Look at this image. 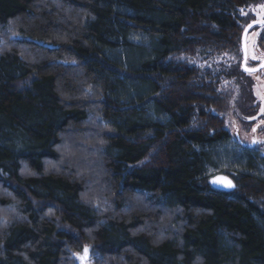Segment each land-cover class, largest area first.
I'll return each mask as SVG.
<instances>
[{"label": "trees", "instance_id": "obj_1", "mask_svg": "<svg viewBox=\"0 0 264 264\" xmlns=\"http://www.w3.org/2000/svg\"><path fill=\"white\" fill-rule=\"evenodd\" d=\"M256 2L0 0V264L93 243L115 264H264V156L222 118V81L249 85L181 60L234 49Z\"/></svg>", "mask_w": 264, "mask_h": 264}, {"label": "rangeland", "instance_id": "obj_2", "mask_svg": "<svg viewBox=\"0 0 264 264\" xmlns=\"http://www.w3.org/2000/svg\"><path fill=\"white\" fill-rule=\"evenodd\" d=\"M257 2L254 5L248 6L246 9H242L239 13L240 17L246 18L248 20L251 15H254V13H258L259 9V0H256ZM241 22V21H240ZM242 23H240L241 26ZM255 36H250V39L248 40V43L250 44ZM250 47V45H249ZM229 52H223L221 54L215 55L214 57H208L206 59L205 55H201L200 53L196 54L195 56H182L181 60H188V63L194 64L196 67L200 69H205L206 67H209V65L214 64L221 68V65L228 66L229 63L238 64L240 63L239 59L237 58L236 54L233 55ZM262 56V54H260ZM260 57V56H259ZM240 75V74H238ZM242 77L243 74L241 75ZM251 81H248V85L254 84L255 86L253 88V91L257 93L258 99L261 103V105L264 104V100L261 99V94H264V70L260 71L258 73L252 74ZM226 84L224 86L222 83ZM221 86L225 87V91L227 92L229 97L227 96V104H226V116H222L224 118L225 127H227L230 131V134L233 136V131L235 130L234 124L236 123L238 125L237 129L238 131H243V126L245 125V122L248 121L249 127L254 124V121L256 120H263L264 121V111L261 109H257L255 115L244 116L242 111L240 109H236L237 106V97L240 91L239 83L237 82V79L235 77L232 78L230 76L228 80L222 81ZM221 118V117H220ZM251 120V122H250ZM243 139V138H242ZM232 142V141H231ZM88 249L87 253H85V249ZM74 260L77 264H79L80 261H84L85 264H95V261H100V259L105 260V264H115V255L113 252L109 251L107 247H105L103 244L99 243H93L90 245L83 246L79 251L75 252L73 254Z\"/></svg>", "mask_w": 264, "mask_h": 264}, {"label": "flooded vegetation", "instance_id": "obj_3", "mask_svg": "<svg viewBox=\"0 0 264 264\" xmlns=\"http://www.w3.org/2000/svg\"><path fill=\"white\" fill-rule=\"evenodd\" d=\"M259 5H264V0H259ZM260 19H261V13L259 10L258 13H254V15H251V17L246 22L241 24L238 45L231 50L232 51L231 53H233V55L236 54L237 58L240 61L239 65L235 64L234 67L238 72V74L240 75L243 74L245 83H247L248 81L252 82L251 81L252 74L245 72L241 67V62H242L241 34L243 29L248 24H250L253 21H260ZM250 36H255V37L253 38L252 42L249 44L248 40L250 39ZM246 47L248 49V52H247V59L245 60V65L246 67L249 68L256 67L261 62L260 58L264 57V27H262L261 25H254L248 30L246 35ZM253 54H255L257 59L255 60L252 59ZM260 54H262V56ZM263 70L264 69H261L257 72H254L253 74ZM253 85L255 86V83L250 84L249 86L243 89L240 88L239 94H237L238 100L236 102L237 103L236 109H240L242 112H244V114H248V111H251V113L249 114L255 115L257 109H261V108L264 109V104L261 105L257 93L253 91L254 88ZM247 123L249 122L246 121L245 125L243 126L244 133L240 130L238 131L237 129L238 125L236 123L234 124L235 130L233 131V136L231 135L233 148L243 153H247L248 155L255 154V155L264 156V121L261 119L256 120L254 121V124H252L251 127H249V124ZM253 128L256 129L255 132H253ZM253 141H258V142L253 143Z\"/></svg>", "mask_w": 264, "mask_h": 264}, {"label": "water", "instance_id": "obj_4", "mask_svg": "<svg viewBox=\"0 0 264 264\" xmlns=\"http://www.w3.org/2000/svg\"><path fill=\"white\" fill-rule=\"evenodd\" d=\"M254 25H261L260 24V21H253L251 22L250 24H248L242 31V34H241V50H242V62H241V67L242 69L244 70V68L246 67L245 65V60H246V53H245V48H246V35H247V32L248 30L254 26ZM16 39V41H21L22 39H24L25 41L29 42H33V43H37L36 41H32L30 38H21V37H16L14 38ZM39 45H41L40 42H38ZM260 64L261 62L256 66V67H253V68H257L259 69L260 68ZM245 71V70H244ZM259 71V70H258ZM246 72V71H245ZM257 72V71H256ZM221 178H225L224 176H216L212 179H210V186L213 187L214 189H217V190H220V191H229L230 190V187L227 186L226 183H223V182H220L221 181ZM226 180H228L227 178H225ZM217 181L216 183H213V181ZM88 250V249H87ZM79 264H85L84 261H80Z\"/></svg>", "mask_w": 264, "mask_h": 264}, {"label": "snow or ice", "instance_id": "obj_5", "mask_svg": "<svg viewBox=\"0 0 264 264\" xmlns=\"http://www.w3.org/2000/svg\"><path fill=\"white\" fill-rule=\"evenodd\" d=\"M259 9H260V13H261V19H260V24L262 27H264V5H259L258 6ZM247 52H248V49L247 47L245 48V53H246V59H247ZM252 59L255 60L257 59V57L255 56V54L252 55ZM261 64H260V68L257 69V68H249V67H245L244 70L246 72H248L249 74H253L254 72L258 71V70H261V69H264V57H261ZM261 99L264 100V94H261ZM262 111H264V109H262ZM256 129L253 128V132H255ZM258 141H253V143H257ZM217 181H213V183H216ZM220 182H223V183H226L227 186L229 187H232V183L230 180H226L225 178H221V181ZM87 248L85 249V253H87Z\"/></svg>", "mask_w": 264, "mask_h": 264}, {"label": "bare ground", "instance_id": "obj_6", "mask_svg": "<svg viewBox=\"0 0 264 264\" xmlns=\"http://www.w3.org/2000/svg\"><path fill=\"white\" fill-rule=\"evenodd\" d=\"M219 176V175H218ZM214 177H216V176H214ZM214 177H212V178H214ZM211 178V179H212ZM209 182H210V180H209ZM210 185V184H209ZM211 187V186H210ZM211 188H213V187H211ZM214 189V188H213ZM215 190H217V189H215ZM218 191H220V190H218ZM221 192H225V191H221Z\"/></svg>", "mask_w": 264, "mask_h": 264}]
</instances>
